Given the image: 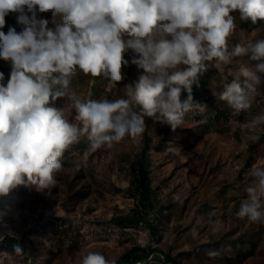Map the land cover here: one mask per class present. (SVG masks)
<instances>
[{
    "label": "clouds",
    "instance_id": "obj_1",
    "mask_svg": "<svg viewBox=\"0 0 264 264\" xmlns=\"http://www.w3.org/2000/svg\"><path fill=\"white\" fill-rule=\"evenodd\" d=\"M49 11L53 23L56 17L64 21L55 30L48 28V19L37 18V12ZM9 13L18 14L22 30H0V59L12 66L6 84L0 72V197L19 185L37 191L54 185L65 150L81 138L90 151L111 150L125 137L139 139L145 117L173 130L184 125L189 113L206 110L194 102L192 86L210 66L237 62L236 74L217 96L236 112H248L264 89V38L228 42L237 27L233 13L252 24L264 21V0H0V29ZM129 50L131 64L143 74L125 85L123 97L82 99L73 90L77 70L117 85L124 79L121 69L129 64L124 59ZM246 56L248 63L234 59ZM182 91L187 93L183 100ZM61 98L75 110L72 121L55 105ZM250 126L264 129V112ZM247 175L252 180L235 216L264 224V166L252 167ZM209 226L212 233L218 231L215 220ZM13 253L18 264L29 257L19 244ZM75 264L115 262L88 252Z\"/></svg>",
    "mask_w": 264,
    "mask_h": 264
},
{
    "label": "rangeland",
    "instance_id": "obj_2",
    "mask_svg": "<svg viewBox=\"0 0 264 264\" xmlns=\"http://www.w3.org/2000/svg\"><path fill=\"white\" fill-rule=\"evenodd\" d=\"M43 15L50 18L51 28L62 20L56 17L53 23L50 11ZM233 15L237 27L228 38L230 46L264 38V21L252 24ZM15 27L17 32L22 30V26ZM133 55L130 50L124 53L129 64L122 66L124 79L117 85L77 70L71 87L82 99L123 97L125 85L143 74L131 64ZM234 59L248 63L247 56ZM206 63L214 65L215 61ZM237 68L236 61L216 64L199 76L192 88L193 100L206 110L189 113L184 125L171 128L167 143L159 144L167 125L145 117V131L139 139L125 137L111 150L90 151L87 139L81 138L65 150L54 185L43 191L19 185L0 197V213H6L0 217V234L16 240L10 242V249L0 250V264H18L13 253L18 243L29 255L22 264L29 260L30 264H75L88 252H101L118 264L126 249L148 242L157 248L149 260L168 253L180 264H264V224L235 216L246 198L244 188L252 180L247 173L254 166H264V129L250 126L253 117L264 112V89L253 98L248 112H236L217 99L222 84L233 79ZM11 71V63L0 59L5 84ZM186 97L182 91L181 99ZM55 105L73 120L71 102L61 98ZM145 138L153 145L147 165L152 207L144 206L129 189L132 163L139 158ZM209 220L217 222V232H211ZM235 238L249 240L242 245L241 255L230 246ZM209 250L219 255L209 258Z\"/></svg>",
    "mask_w": 264,
    "mask_h": 264
},
{
    "label": "trees",
    "instance_id": "obj_3",
    "mask_svg": "<svg viewBox=\"0 0 264 264\" xmlns=\"http://www.w3.org/2000/svg\"><path fill=\"white\" fill-rule=\"evenodd\" d=\"M43 13L37 12V18H43L48 19L50 21V18H47V16H44ZM17 13H9L5 17V26L3 29H0L2 31L8 30V28L15 27V25H18L19 27L21 25L17 24L16 16ZM64 23L63 19L58 20L57 25H62ZM50 22L48 24V28H51ZM17 28V27H15ZM196 84H193L192 88H195ZM192 93H195V90L192 89ZM211 115H208V119H211ZM171 126L167 125L164 129L163 135L159 140V144H165L167 143L171 138ZM153 145L150 144L147 140V138L144 139L141 152L139 154V158H136L134 163H132V180L130 184V194L134 196L140 197L142 200V203L144 206H150L152 207L151 201V186H150V178L148 176V161H149V153L152 149ZM156 149L160 147V145L154 146ZM10 242L15 243L16 240L13 238H9L8 236H5L3 241L1 242V248L5 247L7 249H10ZM230 246L236 248V253L239 255L242 254V245L249 243V240L244 238H235L233 240L229 241ZM252 249V248H251ZM157 250L156 246H153V243L148 242L145 245L140 244H134L130 248L126 249L118 259V264H158L159 261H161L163 264H180L179 260H177L176 257L166 253L163 255V257H160L159 255H154L150 258L149 256L153 254ZM192 252H188V255H190ZM150 261V262H149Z\"/></svg>",
    "mask_w": 264,
    "mask_h": 264
},
{
    "label": "built area",
    "instance_id": "obj_4",
    "mask_svg": "<svg viewBox=\"0 0 264 264\" xmlns=\"http://www.w3.org/2000/svg\"><path fill=\"white\" fill-rule=\"evenodd\" d=\"M3 240H0V245H1V242H2ZM19 245H21L20 243H18ZM22 246V245H21ZM4 248V247H3ZM24 249V248H23ZM0 250H2V248H1V246H0Z\"/></svg>",
    "mask_w": 264,
    "mask_h": 264
}]
</instances>
